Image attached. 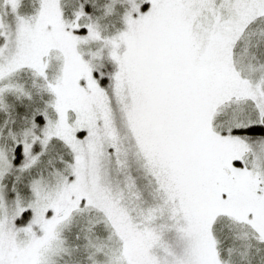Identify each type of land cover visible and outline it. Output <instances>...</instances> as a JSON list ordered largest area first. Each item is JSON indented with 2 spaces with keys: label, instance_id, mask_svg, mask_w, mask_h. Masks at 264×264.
<instances>
[{
  "label": "snow or ice",
  "instance_id": "6c2138e0",
  "mask_svg": "<svg viewBox=\"0 0 264 264\" xmlns=\"http://www.w3.org/2000/svg\"><path fill=\"white\" fill-rule=\"evenodd\" d=\"M0 264H264V0H0Z\"/></svg>",
  "mask_w": 264,
  "mask_h": 264
}]
</instances>
